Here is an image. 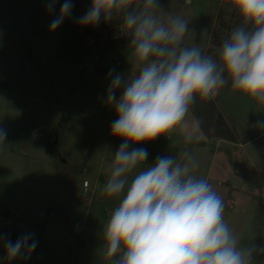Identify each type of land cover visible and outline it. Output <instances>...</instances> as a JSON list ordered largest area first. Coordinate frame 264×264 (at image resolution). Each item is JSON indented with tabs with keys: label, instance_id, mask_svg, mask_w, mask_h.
I'll list each match as a JSON object with an SVG mask.
<instances>
[{
	"label": "rangeland",
	"instance_id": "obj_1",
	"mask_svg": "<svg viewBox=\"0 0 264 264\" xmlns=\"http://www.w3.org/2000/svg\"><path fill=\"white\" fill-rule=\"evenodd\" d=\"M80 1L81 9L92 2ZM225 1L229 0H173L168 11L157 14L188 20L191 31L185 45L218 57L220 47L212 44L211 34ZM47 2L15 0L11 8V0H0V127L7 130L0 145V236L8 229L43 236L39 251H26L23 259H9L0 240V264H110L104 256L101 227L119 200L101 191L123 140L111 134L117 116L105 105L107 74L112 69L127 74L131 55H96L81 65L57 59L66 20L55 32L49 26L64 0H57L53 15L45 10ZM214 98L237 142L206 138L190 109L182 129L129 148L146 149L147 165L158 155L179 156L187 148L199 165L195 174L207 179L222 197L224 219L241 245H262L264 131L254 125L264 119V106L233 91L230 84ZM52 133L57 134L55 139ZM189 134L193 141L186 143ZM55 140L58 158L48 152ZM76 170L77 192L71 206L65 207L63 198ZM86 179L93 190L89 202L82 196ZM80 242L83 247L76 249ZM72 249L76 250L71 254ZM255 259L264 261V254Z\"/></svg>",
	"mask_w": 264,
	"mask_h": 264
},
{
	"label": "clouds",
	"instance_id": "obj_2",
	"mask_svg": "<svg viewBox=\"0 0 264 264\" xmlns=\"http://www.w3.org/2000/svg\"><path fill=\"white\" fill-rule=\"evenodd\" d=\"M56 3L48 0V14H55ZM229 4L241 23L222 39L218 57L185 45L189 21L178 15L162 18L159 0H92L77 18L81 27H96L102 18L105 23L118 20L121 33L130 37V71L107 74L105 105L117 116L111 134L123 140L101 191L119 200L101 227L110 264H264L255 259L264 254V244L241 245L224 219L222 197L195 174L199 165L187 148L179 156L158 155L151 165L146 149L129 148L182 129L197 98L212 99L229 84L264 106V0ZM73 7L72 0H64L50 32L71 16ZM254 127L264 131V119ZM6 137L0 127V145ZM192 141L191 134L185 137L186 143ZM28 240L22 235L15 243L5 241L7 257L26 258L36 246Z\"/></svg>",
	"mask_w": 264,
	"mask_h": 264
},
{
	"label": "trees",
	"instance_id": "obj_3",
	"mask_svg": "<svg viewBox=\"0 0 264 264\" xmlns=\"http://www.w3.org/2000/svg\"><path fill=\"white\" fill-rule=\"evenodd\" d=\"M172 2L173 0H159L160 6L166 11L170 9ZM72 3L74 7L71 16L66 19L62 30L56 53L57 59L81 65L85 59L91 56H102L113 52L120 53L122 57L131 55V49L128 48L130 37L121 33L118 20L105 23L102 18L101 22L96 27H81L78 25L77 18L89 9L91 3H89L88 7L85 9L80 8V0H72ZM240 23L241 18L238 13L230 7L229 1L223 2L219 8L215 25L213 26L211 34L212 44L220 47L222 39L227 37L230 31ZM190 109L206 138L237 142V134L234 128L228 123L222 110L217 105L215 98L207 100H200L197 98ZM52 134L55 139L57 134ZM248 141L247 139L244 143ZM57 147L58 143L51 142L48 152L53 157L58 158L60 154ZM259 201L264 208L262 198H260ZM22 235H27L29 237L28 243L35 242L36 246L34 250L30 252L37 253L43 243V236L41 234H35L26 230L8 229L2 231L0 240L2 243L7 240H11L15 243ZM82 247L83 243L80 242L76 249ZM76 249H72L70 253L72 254ZM25 251H27V249H25ZM73 264L83 263L74 261Z\"/></svg>",
	"mask_w": 264,
	"mask_h": 264
},
{
	"label": "water",
	"instance_id": "obj_4",
	"mask_svg": "<svg viewBox=\"0 0 264 264\" xmlns=\"http://www.w3.org/2000/svg\"><path fill=\"white\" fill-rule=\"evenodd\" d=\"M14 6H15V0H11L10 7L13 8ZM54 143H57V140H55ZM76 173H77V170L74 171V173L70 179L68 189H67V191L64 195V198H63V205L65 207L71 206V204L73 203L75 194L77 192V185H76L75 180H74Z\"/></svg>",
	"mask_w": 264,
	"mask_h": 264
},
{
	"label": "built area",
	"instance_id": "obj_5",
	"mask_svg": "<svg viewBox=\"0 0 264 264\" xmlns=\"http://www.w3.org/2000/svg\"><path fill=\"white\" fill-rule=\"evenodd\" d=\"M92 195L93 190L90 189V182L86 179L82 183V196L85 201L89 202Z\"/></svg>",
	"mask_w": 264,
	"mask_h": 264
}]
</instances>
